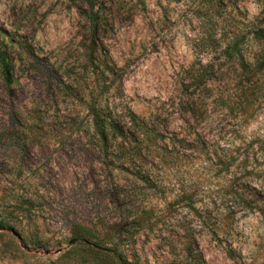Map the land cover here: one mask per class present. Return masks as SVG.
Wrapping results in <instances>:
<instances>
[{
	"label": "rangeland",
	"instance_id": "374dc122",
	"mask_svg": "<svg viewBox=\"0 0 264 264\" xmlns=\"http://www.w3.org/2000/svg\"><path fill=\"white\" fill-rule=\"evenodd\" d=\"M260 29L264 0H0V264H264ZM99 108L163 132L105 147Z\"/></svg>",
	"mask_w": 264,
	"mask_h": 264
},
{
	"label": "trees",
	"instance_id": "16d2710c",
	"mask_svg": "<svg viewBox=\"0 0 264 264\" xmlns=\"http://www.w3.org/2000/svg\"><path fill=\"white\" fill-rule=\"evenodd\" d=\"M94 22L95 19L93 18L91 23L94 25ZM256 34L259 39L258 42L260 44L262 43V49L264 51V29H260ZM206 74H208V71L204 68L201 71H197L194 76L196 79H202ZM0 75L5 85L8 88H11L14 81V65L12 61L9 60V57L4 50H0ZM191 101L193 100L190 99V97H184V103L191 104ZM93 111L95 112L92 117L94 132L98 141H100L101 145L105 147H107L109 143V134L112 133L123 136L126 135V133H129L135 138L131 140V142H122L120 145L122 146L121 148L125 149L127 144L130 149L134 148L136 151H140V149H148L163 132L158 124L155 122H148L147 120L138 117L133 112L128 121H126L127 124L123 125L117 114L112 112L106 113L101 108L96 109V111L93 109ZM111 255L121 264H132L128 258L121 253H114ZM195 260L196 264H206L201 251L197 253Z\"/></svg>",
	"mask_w": 264,
	"mask_h": 264
}]
</instances>
